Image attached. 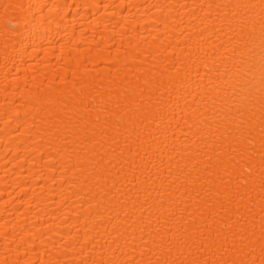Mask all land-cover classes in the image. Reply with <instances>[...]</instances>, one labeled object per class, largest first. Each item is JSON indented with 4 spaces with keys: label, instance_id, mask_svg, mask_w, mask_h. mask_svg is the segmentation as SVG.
<instances>
[{
    "label": "bare ground",
    "instance_id": "6f19581e",
    "mask_svg": "<svg viewBox=\"0 0 264 264\" xmlns=\"http://www.w3.org/2000/svg\"><path fill=\"white\" fill-rule=\"evenodd\" d=\"M0 264H264V0H0Z\"/></svg>",
    "mask_w": 264,
    "mask_h": 264
}]
</instances>
